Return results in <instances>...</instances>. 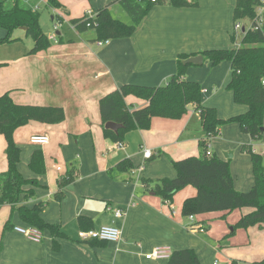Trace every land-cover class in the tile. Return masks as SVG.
<instances>
[{
	"label": "crops",
	"instance_id": "obj_1",
	"mask_svg": "<svg viewBox=\"0 0 264 264\" xmlns=\"http://www.w3.org/2000/svg\"><path fill=\"white\" fill-rule=\"evenodd\" d=\"M59 2L62 9L53 11L56 15L52 20L67 23L74 35L66 36L58 31L59 39L52 40V36L42 31L51 45L36 55L30 54L34 46L13 48L22 43V38L12 36L17 41L5 45L10 47L7 57H0V96L9 93L17 105L60 108L65 113V120L59 125L32 122L15 133V142L22 148L19 170L26 179L39 182V187L33 188L35 197L23 200L22 205L43 204V219L59 225L64 237L56 239L59 250L53 249L55 241L47 231L42 233V242L31 241L15 231L14 227H24L17 213L12 219L13 228L5 230L11 207L4 206L0 210V264H167L168 259L146 258L157 247L168 248L171 253L194 250L202 264L262 261L264 225L238 230L229 237V229L253 212L252 209L224 212L215 217L200 215L191 222L182 212L185 201L197 196L194 187L178 192L172 205L152 192L158 181L176 177L172 160L200 155L202 126L194 106L189 107L182 119L154 118L149 130L129 132L123 149L105 138L100 115V101L123 85H166L177 72V60L182 54L239 48L241 42L236 43L234 21L237 0H188L196 6L183 8L165 1L153 4L131 37L111 40L102 47L98 46L94 31L93 35L88 31L78 32L71 21L83 18L88 12L97 15L108 7L114 19L117 13L119 21L131 25L129 15L118 10L119 0ZM17 31L26 35L27 30ZM6 34L0 28V39ZM231 77L230 63L213 67L204 61L190 67L185 79L199 83L203 105L216 109L220 120L229 121L248 112L247 106L235 103L233 93L228 90ZM126 103L132 109L148 105L134 96L127 97ZM232 125L221 127L219 135L211 140V151L221 159L230 160L236 191L247 193L255 181L251 158L245 149L252 147L264 157V136L261 141H253L238 124ZM34 135L49 136V145H32L30 139ZM0 149L1 174L8 170L3 152L6 142L1 134ZM146 149L153 152L152 159H145ZM36 150L44 154L46 174L42 176L29 169ZM229 151L233 158L222 157L223 152L229 154ZM126 159L132 161L134 169L110 177L109 170ZM139 167L143 171L137 172ZM71 171L75 180L62 190V198L58 200L59 180ZM116 209L124 210L126 215L116 219L112 213ZM81 218L85 219L82 223ZM215 218H222L217 235L212 227ZM197 224L204 225L205 232L190 230ZM106 226L122 231L118 244L100 246L79 241L81 230Z\"/></svg>",
	"mask_w": 264,
	"mask_h": 264
},
{
	"label": "trees",
	"instance_id": "obj_2",
	"mask_svg": "<svg viewBox=\"0 0 264 264\" xmlns=\"http://www.w3.org/2000/svg\"><path fill=\"white\" fill-rule=\"evenodd\" d=\"M167 2L176 8L195 7L196 3L188 0H119L123 10L131 18L128 25L111 16L109 8L101 9L95 18L96 27L92 21L81 19L71 21L78 32L92 30L98 41L131 37L143 19L148 15L153 4ZM47 8L62 9L59 0H48ZM264 9V0H237L234 12L235 24L250 21L251 29L243 33L239 48L230 50L203 51L197 54H182L177 60V72L161 87L138 85H123L116 91L106 95L100 101V115L103 121V132L106 139L116 144H123L125 137L132 131H147L151 128L154 118L172 120L182 119L194 106L199 113L202 137L199 141L200 155L180 161H171L175 170L174 179H163L157 182L152 192L163 202L172 205L175 195L187 187H194L197 196L185 201L183 216H200L218 212H234L241 209H252L253 212L243 216L232 227L233 236L238 230H248L251 227L264 225V157L255 153L252 147L245 149L250 155L254 176V186L247 193L237 192L231 173L230 160L221 159L211 151L210 142L217 137L220 129L227 123H237L242 132L249 135L253 141H261L264 136V12L263 23L258 30L255 19L258 9ZM90 24V27L87 25ZM246 27V26H245ZM0 28L6 31V36L0 39V47L13 43V33L25 28L26 35L34 41L30 52L36 55L49 49L51 43L40 27V14L28 6L23 0H0ZM235 41V39H233ZM203 57L215 67L228 62L231 65L232 77L228 90L233 93L235 103L248 107L244 115L222 121L216 109L203 105V89L199 83L185 79L190 67L199 66L190 60ZM129 96L142 99L148 105L140 109H132L126 103ZM65 120V113L60 108L17 105L10 94L0 96V134L6 141V160L8 170L0 174V210L4 206L11 207L10 221L5 230L13 228L12 219L17 213L24 227H33L40 232H49L54 239V250H59L56 239L63 238L59 225L47 223L42 214L43 204L33 207L22 205L23 200L35 197L34 187H39L37 179H26L19 170L22 148L15 142V133L37 122L46 125H59ZM109 122L123 126L115 133L106 130ZM210 153V155H208ZM29 169L36 175L46 174L44 154L41 150L34 151ZM134 169L132 161L126 159L109 170V175L115 178L119 173H129ZM75 180L73 171L59 180V193L56 198H62V190ZM30 187L29 189H27ZM85 219L81 218L82 223ZM193 225L190 230L199 227ZM202 226V225H200ZM204 226V225H203ZM15 228V227H14ZM91 245L103 246L106 242L91 241ZM167 264H202L194 250L172 252ZM233 264H237L234 262ZM256 264H264V259Z\"/></svg>",
	"mask_w": 264,
	"mask_h": 264
},
{
	"label": "built area",
	"instance_id": "obj_3",
	"mask_svg": "<svg viewBox=\"0 0 264 264\" xmlns=\"http://www.w3.org/2000/svg\"><path fill=\"white\" fill-rule=\"evenodd\" d=\"M153 3L156 2V0H151ZM34 11H38L39 7L38 6H34ZM263 12L264 9L260 8L258 9V15L255 19V28L253 30H258L260 28V26H262L263 23ZM96 18V14L94 12H88L85 14V19L92 21L94 23V26L96 27V23L94 22ZM60 25L57 26L56 25V29H59L60 27H62L63 22H59ZM88 27H90V24L87 25ZM251 29V27H250ZM246 31V27L243 23H237L235 24V32L238 34L240 32H245ZM52 40H55V38L53 37ZM110 43V41H98V46L102 47L105 45H108ZM30 143L32 145L35 146H46L49 145L50 143V137L47 135H34L31 137L30 139ZM118 149H123L124 145L119 143L117 144ZM208 155H210V153H208ZM154 156L153 152L151 150H145L144 151V157L145 159H152ZM143 167H139L137 172H141L143 171ZM58 170H61L60 168ZM135 172V173H137ZM112 213L114 215V217L116 219H120L123 218L126 213L124 210L122 209H116V210H112ZM189 219L191 220V222L195 221V217L194 216H190ZM16 232H18L19 234L25 236L26 238L30 239L33 242H37L40 243L43 241V234L42 232H40L38 229L33 228V227H15L14 228ZM196 230L200 231V232H205V228L203 226H199L198 228H196ZM122 231L116 227H112V226H106V227H102L100 229H93V230H81L78 234V238L80 242L83 243H88L91 241H101V242H106V243H114V244H118L121 239H122ZM171 255V251L168 248H155L151 254L147 255L146 258L147 259H157V260H164V259H169Z\"/></svg>",
	"mask_w": 264,
	"mask_h": 264
},
{
	"label": "rangeland",
	"instance_id": "obj_4",
	"mask_svg": "<svg viewBox=\"0 0 264 264\" xmlns=\"http://www.w3.org/2000/svg\"><path fill=\"white\" fill-rule=\"evenodd\" d=\"M23 1L26 2L27 4H31V5L32 4H35L36 6H38L40 8L38 10V12L40 14V27H41L42 31L48 37L52 36L56 40L59 39V37L57 36V32L58 31L61 32L62 35H66V36H73L74 35L73 31L71 30L70 26L67 25V23H63L62 24V27H60L59 29H56L55 24L57 26H59L60 23H59V21H55L54 22L52 20V18L56 15V14H54L53 11H56V9H49V8H47L48 0H23ZM118 8H119L118 10H120L119 12H124L121 7H118ZM59 13L62 14L61 12H59ZM114 17L117 20L121 19V18H119L120 16L117 13H114ZM128 22L130 23V19L128 20ZM243 23L246 26V30H249L250 27H251V25H252V23L249 20L248 21H244ZM88 32L89 33H92V35H93V31L92 30H89ZM13 37H15V38L21 37L22 38V43H19V45H16L15 47H13L15 49H17V48H24L25 46H26V48L27 47H31V49H32L33 46H34L33 39L30 36H26L24 34H21L20 31L15 32L14 35H13ZM237 38H238V41L236 43H240L241 40H242V38H243V32L238 33ZM5 45H8V44H5ZM5 45H2V46H5ZM9 48L10 47L5 46L2 49H0V57H1V59H5L7 57L6 56L7 55L6 52L7 53L9 52ZM4 94H6V93H3L2 96ZM227 124H232V123H227ZM233 124L234 125H232V126H238L235 123H233ZM223 126H225V125H223ZM3 145H4V141H3ZM210 147H211L210 149H212V141L210 142ZM0 151H1V149H0ZM3 152H5V149L3 150ZM230 153H232V151H229V154ZM239 154H240V152H239ZM225 155H226V152H223L222 157H225ZM220 213H223L224 214V212H218V213H212V214H214L212 216H214V217L215 216H218V215L220 216L221 215ZM214 221H215V223H213L212 227L216 228L215 229V232H214V235H217L218 232L220 231V225H219V223H220V221H222V218L221 219L215 218ZM227 230H228V227H227ZM222 231H223V229H222ZM229 231H230V233H232V229L231 230L229 229ZM217 260L219 261L220 258H218Z\"/></svg>",
	"mask_w": 264,
	"mask_h": 264
},
{
	"label": "water",
	"instance_id": "obj_5",
	"mask_svg": "<svg viewBox=\"0 0 264 264\" xmlns=\"http://www.w3.org/2000/svg\"><path fill=\"white\" fill-rule=\"evenodd\" d=\"M22 29H23L24 31H26L25 28H22ZM203 62H204L203 57H197V58H193V59L190 60V63L196 64V65H202ZM122 128H123L122 125L117 124V123H113V122H109V123H107V124L105 125V129H106V130H111V131H113V132H115V133H118V131H119L120 129H122ZM263 131H264V130H263ZM225 158H226V159H231V158H233V153L226 154V155H225Z\"/></svg>",
	"mask_w": 264,
	"mask_h": 264
}]
</instances>
